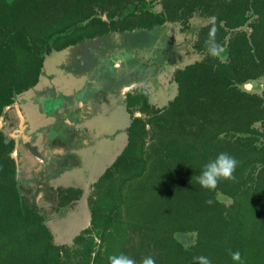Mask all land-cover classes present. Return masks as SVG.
Returning <instances> with one entry per match:
<instances>
[{"label": "trees", "instance_id": "trees-1", "mask_svg": "<svg viewBox=\"0 0 264 264\" xmlns=\"http://www.w3.org/2000/svg\"><path fill=\"white\" fill-rule=\"evenodd\" d=\"M212 18L220 57L205 44ZM193 19L204 21L193 45L201 59L174 72L166 107L146 89L128 95L130 114L144 117L132 119L126 147L94 184L90 225L73 246L56 243L0 130V264H109L121 253L137 264H264V0H0V117L38 85L52 50L111 29L188 30ZM220 153L238 161L236 179L204 189L197 177ZM81 197L60 188L57 208Z\"/></svg>", "mask_w": 264, "mask_h": 264}, {"label": "rangeland", "instance_id": "rangeland-1", "mask_svg": "<svg viewBox=\"0 0 264 264\" xmlns=\"http://www.w3.org/2000/svg\"><path fill=\"white\" fill-rule=\"evenodd\" d=\"M203 25V20L193 19L188 30L168 23L167 26H158L152 30L111 33L63 51H54L47 56L40 82L30 92L23 94L29 100H36L24 112L29 128L27 136L41 132L39 126L43 123H54V119L46 121L41 116L57 115L66 101L73 103L74 93H79L89 79H94L93 84L102 94L98 112L84 126L93 144L82 151L80 166L62 169L55 178L49 180L54 189L73 187L92 193L90 185L97 182L115 162L127 143L129 120L123 102L118 99L123 95L122 87L135 84L130 88L137 92L142 89V85L149 91L153 105L166 107L177 95L174 72L202 57L194 52L193 45ZM120 54H125L126 58L118 57ZM117 57L121 67L115 71ZM247 89L251 91L253 86L247 85ZM262 90L257 88L256 92L261 94ZM134 117L144 116L137 113ZM5 122L7 126H4ZM0 126L6 137L17 135L14 133L19 128L17 112L14 109L7 111ZM30 147L33 149L32 144ZM23 149L27 151L24 146ZM28 154L32 155L30 152ZM15 155L21 159L17 151ZM20 171L21 182L30 178L28 183L24 182L25 190L31 193L27 195L42 208L56 243L73 246L74 238L90 224L88 202H78L68 209L57 208L47 198L40 197L31 172L26 177L28 169Z\"/></svg>", "mask_w": 264, "mask_h": 264}, {"label": "flooded vegetation", "instance_id": "flooded-vegetation-1", "mask_svg": "<svg viewBox=\"0 0 264 264\" xmlns=\"http://www.w3.org/2000/svg\"><path fill=\"white\" fill-rule=\"evenodd\" d=\"M150 5L152 6L153 11H158V12L162 11L159 4L150 3ZM156 8H160V9L157 10ZM113 13L115 14V11H113ZM100 15L105 21H109L106 15H104L102 13H100ZM113 21H115V18H113ZM167 24L168 23H165L164 25H161L160 27L167 26ZM169 24H171L173 26L174 25L178 26V24H175V23H169ZM138 30H140V29H138ZM138 30L124 31V32H134V31H138ZM124 32H118V31H115V29H111V30H108V32L102 36H105V35H108L111 33H124ZM102 36H98L96 38H99ZM96 38L79 42V43H77L73 46H70L68 48L80 45V44L88 42V41L95 40ZM54 51L55 50H52L51 53ZM51 53H49L48 55H50ZM249 85L252 86V84H249ZM246 88H247V86H246ZM30 91H28V92H30ZM129 94H135V91L132 89H129L126 93H123L121 98L119 97L120 101L123 102L124 110L126 111V115L128 117V120H129V125L127 127V131L131 125L132 119L134 118V116H132L130 114V111H129L128 106H127V99H128ZM35 101L32 102V100H29L26 96L22 95L17 99V101L9 109V110L14 109L15 112H17V115H18V110H20L21 113L23 114V117H24V123H23V126L21 128V120H20V117L18 115V118H19V126L18 127L19 128H16L14 130V133H18V134L9 138L10 140H12L14 142V150H13L11 155L13 157L14 152L17 151V154L19 153V155L21 156V159H18L17 156H16V158H13L16 162V165H17L18 177H19V170L22 171L23 169H25V170L28 169V173H27L26 177H29L30 176L29 174L31 172L32 177L34 178V180L38 186V190L40 192V194H39L40 197L43 196L41 198H44V199L47 198L48 200H50L51 203L56 204V206H57V204H58V199H57L58 189L57 190L54 189L51 186L49 180L55 178L57 172L61 171L62 169H65V168H69V166L75 165V162L77 163V160L80 159V155H81L82 151L85 149V148H83V147H85V145L81 144V146H79V148H78V146L75 144L77 142V139L80 138L81 141H83L84 140L83 136L88 137V135L86 134V131L83 132V129L81 127V124H83L84 121H82V120L77 121V122H79V126H77L75 128V125L73 126V124H70V123L64 122L62 124V120H60L61 116L53 115V114L49 115L50 117L54 118V123L48 125V127H50V130H51L50 134H51V136H53V137H51V139L49 138L51 140L49 142V144H51L52 147H51V149H48V154L46 155L45 154V146L46 145L44 143L45 135L41 136V143H40L42 146L41 152L44 156L43 158H45V159L44 160L38 159L37 155H34L35 156L34 158H36L34 160L33 157H31L28 153H26V151L23 149V146L28 150V146H30L31 144L37 143V141H38L37 139L39 138L38 136H35V135L27 136V134H26V131H28L29 128H28V122L25 118L24 112H25V109H28V107H30L32 105V103H34ZM73 106H74V103L70 102L69 107L71 108ZM9 110H7V111H9ZM7 111L5 112V114H3L0 117V121L4 120V118H6ZM137 113H140V112H136L134 115H136ZM7 125H8L7 122H5L4 126H7ZM57 125L58 126L61 125V126H64L65 128H69L68 133L64 132L63 140H61L60 138L57 139L56 138L57 136H55L56 132L58 133V131H55L56 130L55 126L58 127ZM2 129H3V127L1 128V126H0V130H2ZM127 131H126V133H127ZM127 139H128V134H127ZM58 140H60V141H58ZM48 141H47V144H48ZM57 141L62 144L59 147L62 151L55 153L53 147H54L55 143L57 144ZM126 145H127V143H126ZM126 145H125V147H126ZM21 149L24 150V153H23L24 155H22ZM63 150H64V152H63ZM26 155H28L29 157H26ZM39 167H41L42 169H39ZM29 180H30V178L23 179V181L25 183H28ZM94 184L90 185L89 189H91V186H92V190H93ZM78 189L82 190V197H81L80 201H78V202H81V201H87L88 202V199L92 193H89V191L88 192L84 191L81 188H78ZM74 205H76V204H74ZM69 207L62 208V209H68ZM71 207H73V206H71ZM89 211H90V209H89ZM90 218H91V214H90Z\"/></svg>", "mask_w": 264, "mask_h": 264}, {"label": "crops", "instance_id": "crops-1", "mask_svg": "<svg viewBox=\"0 0 264 264\" xmlns=\"http://www.w3.org/2000/svg\"><path fill=\"white\" fill-rule=\"evenodd\" d=\"M124 55L125 54H120V55H118V57L121 56L123 58H126V56H124ZM118 57L115 58V63H114L115 64V71H116V69L118 70L119 67H121L120 61L117 62ZM93 80H94L93 78L89 79L87 85L79 93H77V92L74 93V99H73L74 106L73 107H71V108L69 107L70 101H66L64 103L63 109L60 110L57 113L58 116H61L60 120H62V124L64 122L65 123H70V124H73V126L75 125V128H76L77 126H79V122H77V121H81L82 120L84 122H83V124H81V127L83 129V132H85V127L84 126L88 122H90L91 119L95 116V114L98 112L100 104H101V96H102V94H101V91L98 90V88H96L95 85L93 84ZM133 85H135V84L124 85L122 87V92L126 93L129 89H132L130 87L133 86ZM140 87L142 89H145V87H143L142 85ZM137 88L138 87H136L135 89H137ZM150 98H151V95H150ZM67 107H69V108H67ZM41 117H42V119H45L46 121H51V119H54V118H52L50 116H48V117L41 116ZM48 125H50V124H44L43 123V124H41L39 126V128H41V132H38V134L35 135V136L39 137L37 139L38 140L37 143L32 144L33 149L30 146H28V150L32 154L30 156L33 157V158L35 157L34 155H37L38 159H43V160L45 159V158H43L44 156H43V154L41 152L42 151L41 150L42 146L40 144L41 143V136L45 135L44 143L46 145L45 146V154L46 155L48 154V149H51V147H52V145L49 144V142L51 141L50 139L53 136H51V134H50L51 130H50V127H48ZM55 129H54L55 131H58V133L56 132V135H55V136H57L56 138L57 139L60 138L61 140H63L64 132L68 133V131H69V128H65L64 126H61V125L58 126V127L55 126ZM83 138H84L83 141H81L80 138L77 139V142H76L75 145H77L78 148H79V146H81V144L85 145V147H83V148H87L88 146H91L93 144V140H92V138L90 136H88V137L83 136ZM47 141H48V144H47ZM58 141H60V140H58ZM58 141H57V144L55 143L54 147H53L55 153H58L59 151L60 152L62 151L59 148L60 145H62V144L59 143ZM28 150L26 151V153L29 152ZM63 152H64V150H63ZM35 159L36 158H34V160ZM80 164H81V160L78 159L77 163L75 162V165L69 166V168L80 166ZM39 169H42V168L39 167Z\"/></svg>", "mask_w": 264, "mask_h": 264}, {"label": "clouds", "instance_id": "clouds-1", "mask_svg": "<svg viewBox=\"0 0 264 264\" xmlns=\"http://www.w3.org/2000/svg\"><path fill=\"white\" fill-rule=\"evenodd\" d=\"M209 30V39L205 41L209 55L220 57L224 49L216 42L215 34L217 28L215 26V18ZM238 161L227 153H220L214 160L204 166L203 171L197 177L198 183L202 188L207 190H215L221 180H235L234 175ZM209 204L211 200L207 201ZM234 261L241 260V254L237 251L231 254ZM194 264H211V261L205 256H197L193 258ZM109 264H137L136 260L126 254L113 255L109 257ZM140 264H155L152 256H145L141 259Z\"/></svg>", "mask_w": 264, "mask_h": 264}, {"label": "water", "instance_id": "water-1", "mask_svg": "<svg viewBox=\"0 0 264 264\" xmlns=\"http://www.w3.org/2000/svg\"><path fill=\"white\" fill-rule=\"evenodd\" d=\"M10 109V107L9 108H7L6 110H4V114H5V112L7 111V110H9ZM18 115H19V117H20V120H21V128H22V126H23V123H24V117H23V114L21 113V111L20 110H18ZM15 153L16 152H14V154H13V158H16V155H15Z\"/></svg>", "mask_w": 264, "mask_h": 264}]
</instances>
